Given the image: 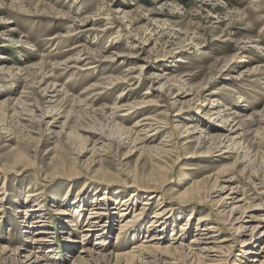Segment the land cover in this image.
<instances>
[{
  "label": "rangeland",
  "instance_id": "obj_1",
  "mask_svg": "<svg viewBox=\"0 0 264 264\" xmlns=\"http://www.w3.org/2000/svg\"><path fill=\"white\" fill-rule=\"evenodd\" d=\"M261 231L264 0H0V264H138L151 235L153 264L196 238L242 264Z\"/></svg>",
  "mask_w": 264,
  "mask_h": 264
},
{
  "label": "bare ground",
  "instance_id": "obj_2",
  "mask_svg": "<svg viewBox=\"0 0 264 264\" xmlns=\"http://www.w3.org/2000/svg\"><path fill=\"white\" fill-rule=\"evenodd\" d=\"M193 193H195V192H193ZM159 194L160 193H158L156 190L153 191L151 194L146 196L147 198L142 202V204L143 205L150 204L149 200H151L153 198H157V197L160 198ZM100 198H98V199H100ZM238 201H243V199L240 198ZM125 202H128V200L125 199L124 203ZM35 205L36 204L26 206L27 213L28 212H32L33 213V212L38 211L39 208H35ZM145 207H141L140 209L141 210L145 209ZM248 208H251V206L247 205V207H246V206H242V205H233L231 207V209H230V213H232L233 210H238V209L241 210L242 209V210L245 211ZM105 209L106 208H104L103 203H96V204H94V205H92L90 207L89 214L94 216L95 218H98V216L103 214L102 210H105ZM163 213L159 209V211L155 212V214H156L155 217L158 218V219H161V220H163V218L168 219L167 218L168 215L164 217L163 215H165V214H163ZM209 214L210 213L206 214L207 218L209 217ZM88 219H89V217H88ZM204 219H206V218H202V220H204ZM154 224L155 223H151L150 225H154ZM220 224L221 223H219V222H211V223L205 224L202 227H200V229H198V230H200V232L196 233L194 236H198V237L200 236V237H202L200 239H204V240L207 239V238H214L215 239V238L218 237L217 236L218 235L217 232H219L220 229H221ZM122 225H124V224L123 223L120 224V226H122ZM92 226H98V225H92ZM256 227L257 226L253 227L252 233L255 231ZM85 230L86 231H91L92 227H85ZM160 230H162V229L160 228ZM201 230H203V232ZM210 232H212V233H210ZM261 235L262 236L264 235V231H261L259 233L260 237H262ZM254 236H255V240H253V242H258L259 236H256L255 234H252L251 238H253ZM149 237H150L149 240H144L143 241V242H148L149 241V243L147 245L134 246L133 249H132L133 253H138L139 254L137 256L132 254L133 255L132 258L136 257L135 260L137 259L136 262L138 264H153L152 262H154L155 259H154V257L152 255L148 254L149 250L150 249L161 250V248H162V247H160V239H162V237L156 236V235H151ZM42 239L43 238H37L36 240H33L37 247H40L42 242H39V241H41ZM225 240L226 239L223 238L220 241H225ZM202 241L203 240H199L198 238H196V239H193L190 242H188V245H185V246H182V247L181 246H168V247H165L163 249L167 250L168 248H170L175 253L176 256H174V257L172 256L171 257V260L173 261L172 264H178V263H183V262H188V264H193V263H195V264H223V260L221 259V254H220L222 245H218V244H210V245H208V244H205L203 246H199L200 243H205V242H202ZM209 242H212V241H209ZM250 242H251V240L244 242L245 245H248L247 248H249V249L244 251V252H246L247 255L243 256V258L245 260L242 261L243 262L242 264H264V242H263V244L261 243L262 245L260 247L256 246V247H259V248L253 247V245H251ZM97 244H101V241H99V242L96 241L94 243V245H97ZM81 252H87V250L81 249ZM36 253H37V250L29 252L27 255H25L24 260L21 262V264H39V262L42 261V258L40 256L36 255ZM128 254H131V253H128ZM86 255H91V253L88 252V253H86ZM149 256L151 257V259H150ZM81 258H83V257H80L79 259H81ZM261 258H262V260H261ZM79 259L76 260V261L80 262ZM108 260H109V258H108ZM76 261L72 262L71 264H85V262L83 260L80 263H77ZM104 261H106V260H104Z\"/></svg>",
  "mask_w": 264,
  "mask_h": 264
}]
</instances>
